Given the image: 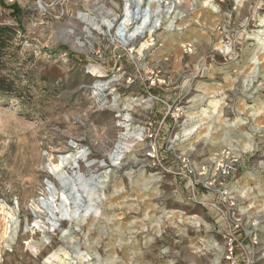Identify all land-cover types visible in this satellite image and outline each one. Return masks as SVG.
<instances>
[{
    "label": "rangeland",
    "instance_id": "1",
    "mask_svg": "<svg viewBox=\"0 0 264 264\" xmlns=\"http://www.w3.org/2000/svg\"><path fill=\"white\" fill-rule=\"evenodd\" d=\"M0 26V264H228L231 237L264 264V0H0ZM62 194L85 221L53 226Z\"/></svg>",
    "mask_w": 264,
    "mask_h": 264
},
{
    "label": "bare ground",
    "instance_id": "2",
    "mask_svg": "<svg viewBox=\"0 0 264 264\" xmlns=\"http://www.w3.org/2000/svg\"><path fill=\"white\" fill-rule=\"evenodd\" d=\"M208 5V4H206ZM146 18H150V14L146 16ZM69 156L65 159V162H69ZM64 162L63 160L61 159V162H60V165H57V166H53L50 168V170L55 174L56 172H58L61 176L64 178V182L65 183H72L73 185H75V183H73V180H71V178H66L65 175H64V172L63 170L61 169V165H63ZM78 177V180L79 181H83V177L82 176H77ZM63 184V183H62ZM81 184V188L83 189V193H78V191H76V194L78 197L82 196V197H85L86 195H88V192L90 191V193H93L94 194V199L92 200V203L91 204H100L102 202V198H103V193H102V189H103V180H101V178H93L91 181H90V185L88 182H85L83 181V183H80ZM75 189V188H74ZM51 192L55 195L57 194L56 193V190L54 188H51ZM62 197H64V203H60L58 204V202L56 203V201L52 200L51 204H50V217L49 219L53 222V226L54 227H60V224L62 221H68L69 223H73V222H78L80 221L81 219L82 220H86L89 216L87 212L82 213V212H79V210L77 211H72L71 210V204L68 200L67 197L64 196V194H62ZM87 198V197H85ZM84 198V199H85ZM88 199L89 196H88ZM83 207V206H82ZM96 208V207H95ZM83 209V208H82ZM81 210V209H80ZM99 214V210L96 209L95 210V215ZM62 216V217H61ZM66 231V230H65Z\"/></svg>",
    "mask_w": 264,
    "mask_h": 264
},
{
    "label": "built area",
    "instance_id": "3",
    "mask_svg": "<svg viewBox=\"0 0 264 264\" xmlns=\"http://www.w3.org/2000/svg\"><path fill=\"white\" fill-rule=\"evenodd\" d=\"M148 156L152 157V158H155V155H156V149L155 148H152L150 153L147 154ZM223 156H227V155H230V152H223L222 153ZM234 162V161H233ZM236 224V223H234ZM236 227L237 224H236ZM236 238L234 237H231L229 239V241L226 243V248H225V260L228 264H236L235 263V255H236Z\"/></svg>",
    "mask_w": 264,
    "mask_h": 264
},
{
    "label": "trees",
    "instance_id": "4",
    "mask_svg": "<svg viewBox=\"0 0 264 264\" xmlns=\"http://www.w3.org/2000/svg\"><path fill=\"white\" fill-rule=\"evenodd\" d=\"M5 28L0 26V32L4 31Z\"/></svg>",
    "mask_w": 264,
    "mask_h": 264
}]
</instances>
